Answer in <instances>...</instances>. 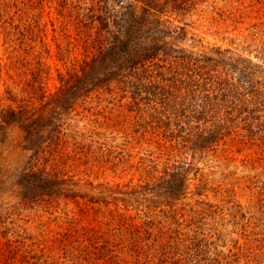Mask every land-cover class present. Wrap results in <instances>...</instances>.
Masks as SVG:
<instances>
[{"label": "trees", "instance_id": "1", "mask_svg": "<svg viewBox=\"0 0 264 264\" xmlns=\"http://www.w3.org/2000/svg\"><path fill=\"white\" fill-rule=\"evenodd\" d=\"M2 1L0 16L9 15ZM85 1H92V6L86 7ZM198 2L60 0L59 15L72 11L79 22L81 10L86 9L87 19L96 27L95 52L78 69L60 76L53 94L43 90L38 61L30 71L31 82L20 91L32 101L36 97L34 103H18L12 91L5 92L11 104L0 107V142L18 130L19 148L28 157L21 168L15 167L13 159L8 162L7 169L0 170V183L14 175L20 203L52 207L57 201H72L80 213L83 205L94 203L60 167L71 158L95 152L100 136L105 142L117 138L107 137L108 125L86 130L72 122L77 103L97 90L115 95L112 101L119 98L118 107L126 114L117 113L108 122L122 127L116 134L124 140L130 134L150 136L159 148L194 155L214 152L220 145L257 147L264 152V41L253 46L260 55L254 54L257 62L242 52L205 46L189 30L188 19L197 11ZM252 37L243 50L257 38L264 40V31ZM62 141L69 142L72 151L63 150ZM193 170L192 164L165 168L162 176L141 187L142 192L148 191L143 196L145 210L135 211L124 230L118 228L120 240L116 241L122 245L118 255L123 260L130 259L132 264H257L236 243L228 248L220 237L191 229L192 224L177 217L174 204H185ZM90 186L93 193L95 188ZM141 191L129 190L128 199L141 196ZM8 206L0 202V222L9 219L14 206ZM97 230L70 226L50 243L62 255L79 257L97 240ZM110 231L100 228V241Z\"/></svg>", "mask_w": 264, "mask_h": 264}, {"label": "rangeland", "instance_id": "2", "mask_svg": "<svg viewBox=\"0 0 264 264\" xmlns=\"http://www.w3.org/2000/svg\"><path fill=\"white\" fill-rule=\"evenodd\" d=\"M59 2L2 1L9 15L0 16V107L11 104L7 90L17 96L18 103L35 102L36 97L32 101L20 91L31 82L30 71L38 61L43 72V90L53 94L60 76L78 69L95 52L96 27L87 19L86 9L81 10L79 22L72 11L59 15ZM85 5L91 7L92 1H85ZM197 6L188 19L190 33L205 46L242 52L257 62L254 54L260 55L253 46L264 40L257 38L250 42L252 47L246 50L243 47L255 32L264 31V0H199ZM114 96L97 90L78 102L73 112L72 122L80 129L104 124L111 127L107 137H117L105 142L100 136V148L94 146L95 152L78 155L60 167L82 193L89 194L88 199H94V203L83 205V213L72 201H57L52 207L41 202L20 203L15 194L14 175L0 183L4 188L0 191V202L9 208L14 206L7 214L9 219L0 222V264H132L130 259L126 261L118 255L122 247L116 241L120 240L118 228L122 226L124 230L130 222L128 218H135V211L145 210L147 203L143 196L148 191L142 192L141 187L162 176L165 168L182 164H192L194 170L189 175L190 193L182 201L185 204H174L177 217L183 218L184 224H192L191 229L197 227L214 235V239L220 237L228 248L236 243V248L250 253L257 264H264V152L257 147L220 145L214 152L194 155L159 148L154 140H149L150 136L130 134L124 140L116 134L122 127L108 122L117 113L126 114L118 107V97L111 100ZM9 135V139L0 142V170H6L12 159L17 168L27 162L28 156L19 148L21 133L12 130ZM70 146L66 141L60 144L68 152L72 151L68 149ZM90 185L95 188L93 193ZM131 189L142 193L135 194L137 203L135 197H127ZM75 225L98 229L97 240L79 257L62 255L50 240ZM100 228L111 230L103 235L102 241Z\"/></svg>", "mask_w": 264, "mask_h": 264}]
</instances>
